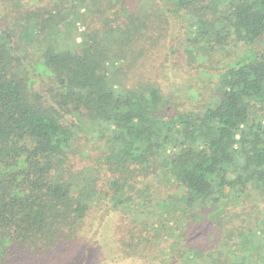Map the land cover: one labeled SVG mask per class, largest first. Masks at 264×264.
Segmentation results:
<instances>
[{"label": "trees", "instance_id": "1", "mask_svg": "<svg viewBox=\"0 0 264 264\" xmlns=\"http://www.w3.org/2000/svg\"><path fill=\"white\" fill-rule=\"evenodd\" d=\"M90 259L264 264V0H0V264Z\"/></svg>", "mask_w": 264, "mask_h": 264}, {"label": "rangeland", "instance_id": "2", "mask_svg": "<svg viewBox=\"0 0 264 264\" xmlns=\"http://www.w3.org/2000/svg\"><path fill=\"white\" fill-rule=\"evenodd\" d=\"M81 0H77V3H79ZM84 12V9H81V13ZM74 19V16H72L70 18V21H68L69 23L68 24H71V20ZM77 26L79 27L80 30H83L82 27L84 26H80L79 23L77 24ZM77 40L79 41L80 38H77ZM170 72V71H169ZM172 73H164L160 76V80L162 81L161 85L164 89H169L172 93L176 94V95H179V96H183V93L181 92V89H180V86L174 82V80L172 79ZM191 83L192 84H195V85H199V87L203 86L204 85V82H203V79H193V81L191 80ZM186 88L188 86H185ZM193 90H189L188 91V95L190 93H192ZM116 218H117V214H114L112 216V222H115L116 221ZM171 238H172V242H173V245L176 244V242H178V240L176 239V237L174 235L171 234ZM93 248V247H92ZM91 255H94V252H92ZM91 263H94V260L93 259H90V264ZM96 264H139L138 262H132V261H122V262H119V261H114V262H108V260H105V261H101L99 263H96Z\"/></svg>", "mask_w": 264, "mask_h": 264}]
</instances>
